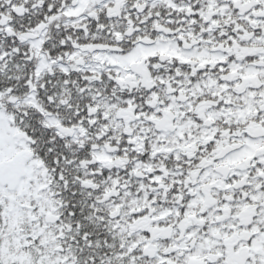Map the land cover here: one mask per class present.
Instances as JSON below:
<instances>
[{"label": "snow or ice", "instance_id": "snow-or-ice-1", "mask_svg": "<svg viewBox=\"0 0 264 264\" xmlns=\"http://www.w3.org/2000/svg\"><path fill=\"white\" fill-rule=\"evenodd\" d=\"M0 264H264V0H0Z\"/></svg>", "mask_w": 264, "mask_h": 264}]
</instances>
